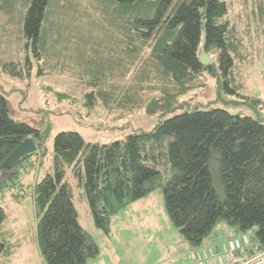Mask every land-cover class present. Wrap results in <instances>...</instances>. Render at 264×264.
<instances>
[{
    "label": "trees",
    "instance_id": "obj_1",
    "mask_svg": "<svg viewBox=\"0 0 264 264\" xmlns=\"http://www.w3.org/2000/svg\"><path fill=\"white\" fill-rule=\"evenodd\" d=\"M57 1L0 0V11L22 4L23 37L34 55L44 58L52 32L62 36L50 23L51 14L60 19L70 14L73 22L88 23L80 6L91 10L96 21L89 23L115 48L108 73L104 65L99 68L102 80L112 84L105 89L99 78L98 86L92 82L97 93L87 97L94 102L98 95L106 104H144L161 117L172 112L182 94L215 72L214 61L208 66L199 63L203 33L206 54L215 53L223 76L232 75L239 48L226 0H62L65 4L52 7ZM74 38L77 45L88 44L81 34ZM29 64L27 57L23 66ZM19 67L2 63L3 71L22 77ZM8 112L0 94V166L26 139L44 155L48 130L42 133L16 123ZM36 151L0 169V195L17 184L20 169ZM165 164L173 173L162 183L160 167ZM52 167L53 174L47 173L34 187V205L41 215L36 240L45 264H86L98 254L78 222L72 188L64 180L67 170L106 236L120 209L161 189L167 215L188 246L199 247L225 223L238 234L256 227L253 240L264 250V124L258 120L219 109L194 110L161 120L153 130L137 132L124 143L103 146L87 144L75 132H60L53 142ZM6 218L0 206L1 258L15 250L3 240ZM246 238L251 245L253 240Z\"/></svg>",
    "mask_w": 264,
    "mask_h": 264
},
{
    "label": "rangeland",
    "instance_id": "obj_2",
    "mask_svg": "<svg viewBox=\"0 0 264 264\" xmlns=\"http://www.w3.org/2000/svg\"><path fill=\"white\" fill-rule=\"evenodd\" d=\"M262 2L226 0L228 18L235 29L239 48L232 75L223 76L216 62L217 55L208 54L214 61L215 72L204 75L201 84L182 94L177 99L176 108L162 117L159 111L149 113L144 104L129 102L125 106L114 101L106 104V100L98 95L96 102L87 97L92 91L97 93L96 80H102L100 65H104V73H108L107 62L115 59V48L113 44L109 47V41L104 39L101 30L89 23L96 19L84 5L80 6V10L85 12L84 18L88 23H85L86 20L73 22L72 17H67L70 14L62 19L57 18L55 13L51 14L50 23L62 36L56 38L57 32H52L44 58L36 57L23 37L22 4L18 2L8 11H0V94L7 101L9 118L42 133L48 130L44 155L37 150V154L20 169L17 184L0 195V206L7 215L2 224L3 240L10 249L17 251L14 263H43L36 240L41 215L35 209L34 187L47 173L53 174V142L58 133L75 132L85 143L98 146L116 141L124 143L137 132L153 130L161 120L184 112L215 109L264 124ZM58 4L65 2L58 0L52 7ZM74 34H81L88 44L77 45ZM66 36L69 39H65ZM54 38L55 41L52 40ZM27 57L30 59L29 67L23 66ZM9 62L21 64L22 77L3 71L2 63ZM102 81L105 89L112 84V81ZM92 82H96L97 86H91ZM160 168L162 183H166L173 172L169 164ZM64 180L72 188L78 222L98 248V254L86 264H195V250L227 240V232L221 238L219 230L220 227L226 230L227 224L220 223L199 247L185 244L167 215L161 189L120 209L112 216L111 234L106 236L96 227L89 204L82 190L76 187L70 170L66 171ZM21 195L24 197L15 198ZM256 231L254 227L239 233L238 238L242 239L245 235L253 240ZM255 247L257 244L253 240L251 248L255 250ZM184 257H187L186 260ZM1 261L3 258H0Z\"/></svg>",
    "mask_w": 264,
    "mask_h": 264
},
{
    "label": "built area",
    "instance_id": "obj_3",
    "mask_svg": "<svg viewBox=\"0 0 264 264\" xmlns=\"http://www.w3.org/2000/svg\"><path fill=\"white\" fill-rule=\"evenodd\" d=\"M248 239L241 240L231 233L229 239L216 246L195 250V264H264V250L257 254L248 251Z\"/></svg>",
    "mask_w": 264,
    "mask_h": 264
},
{
    "label": "water",
    "instance_id": "obj_4",
    "mask_svg": "<svg viewBox=\"0 0 264 264\" xmlns=\"http://www.w3.org/2000/svg\"><path fill=\"white\" fill-rule=\"evenodd\" d=\"M205 34L203 33L201 39V45L199 47V63L203 66H208L213 62V59L206 54L205 51ZM36 151V145L31 139H26L22 143H20L15 150L5 159V161L1 164V168H10L12 167L18 160L23 157L33 154Z\"/></svg>",
    "mask_w": 264,
    "mask_h": 264
},
{
    "label": "crops",
    "instance_id": "obj_5",
    "mask_svg": "<svg viewBox=\"0 0 264 264\" xmlns=\"http://www.w3.org/2000/svg\"><path fill=\"white\" fill-rule=\"evenodd\" d=\"M221 232H220V236H221V238H223L224 237V234H225V231L227 232V235H226V238L225 239H229V234L231 233L233 236H235L236 238H238V233H236V232H234L233 231V229H231L229 226H227V229L226 230H224L223 229V227H220V229H219ZM246 237V236H245ZM243 238V237H242ZM241 240V239H240ZM224 241V240H223ZM222 241V242H223ZM186 244V243H185ZM216 246V245H215ZM256 249L255 250H253L252 248H251V245H249L248 247H247V249H248V251L249 252H251L252 254H257V253H259L261 250L259 249V247L257 246V247H255ZM16 250H14V252L9 256V257H7V258H3V261H1L0 262V264H30V263H14V256L16 255V252H15ZM174 251V250H173ZM255 251H257V252H255ZM176 252V251H175ZM1 258V257H0ZM186 258L187 257H184L183 259L184 260H186ZM43 260V259H42ZM40 264H45L44 263V261H43V263H40Z\"/></svg>",
    "mask_w": 264,
    "mask_h": 264
}]
</instances>
